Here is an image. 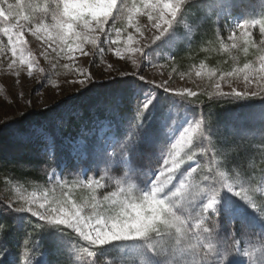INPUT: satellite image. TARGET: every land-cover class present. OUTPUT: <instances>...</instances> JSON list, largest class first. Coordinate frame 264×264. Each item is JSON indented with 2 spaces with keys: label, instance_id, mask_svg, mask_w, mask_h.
<instances>
[{
  "label": "snow or ice",
  "instance_id": "1",
  "mask_svg": "<svg viewBox=\"0 0 264 264\" xmlns=\"http://www.w3.org/2000/svg\"><path fill=\"white\" fill-rule=\"evenodd\" d=\"M205 2L45 0L40 5L33 0H0V18L6 22V26L0 27V33L7 37V44L0 46V52H11L8 68L13 69L17 76L23 69L31 77L32 67L37 62L30 51L25 55V32L38 39L44 37L42 42L52 53L59 49V54L65 56L72 53L89 56L93 53L86 50V45L103 53L102 37L108 36L106 26L110 21L120 19L139 31L135 17L142 14L151 23L152 47L145 50L144 45L133 46L128 51L142 53L140 59L143 62L145 57H154L156 53L171 54L181 36L177 28L188 17L199 15ZM254 2L259 4V9L249 12L245 0H212L217 18L222 16L227 21L239 12L230 25L232 32L228 39L233 41L231 48L242 47L245 53L254 44L252 29L256 25L264 37V0ZM242 8L244 11H240ZM236 30H239V38H243V45L236 43ZM127 41L133 43L131 34ZM114 43L116 41L109 37L108 44ZM257 52V61L246 62L243 67L224 72L219 78L224 81L226 77L242 76L245 90L231 88L225 92L220 82H215L216 91L209 93V98L247 100L260 97L264 100V87L260 91L247 90L252 84L264 85V39L259 41ZM116 56H121L119 49ZM147 62L151 63V60ZM132 63L137 64V61ZM78 75L82 78L75 82L81 85L93 79L91 73L85 74L83 70H79ZM214 75V72L209 73L210 78ZM113 84L110 102L118 108L126 101L132 115L127 121L124 137L118 138L116 144L102 145L99 152H93L99 178L87 176L91 169H85L84 176L89 188H105L107 185L100 183L105 176L99 175L103 165L104 170L115 174L117 190L103 196L107 208L102 207L95 196L92 197L93 202L77 205L70 198V192L63 190L67 181L58 179L53 171L49 183H55L61 189L59 194L56 189L46 190L40 195L32 192L21 195L19 201L4 205L8 213L21 219L28 215L36 221L34 230L39 229L40 239L31 240V249L39 255L29 258L27 264H52L45 250V237L56 255L64 257L70 264H97L118 246L138 257L140 264H247L246 257H255L253 264H264V204L258 206L250 195L252 189L231 175L229 165L234 161H229L225 155L223 165L218 162L215 170L209 168L208 174L203 176L204 187L191 186L181 179L185 175L181 167L185 163L181 157L185 147L199 146L203 154L211 156L217 154L214 140L216 146L228 147L227 132L222 138L215 124L194 108L190 98L198 93L190 89H171L166 82L156 84L136 71L128 79L122 74L121 79L113 81ZM260 107L264 112V103ZM173 124L182 131L179 139L171 144V151L165 152L164 145L171 140L168 129ZM33 136L43 142L42 153L53 159L59 168L62 161L56 157L55 139L48 135L47 126L37 125ZM117 145L120 146L118 154L115 152ZM209 149H212L211 153ZM158 152L162 165L150 169L149 164L157 158ZM192 158L188 156L189 160ZM221 166L226 171H219ZM196 171L192 168L191 173ZM175 180H179L178 185ZM86 208L90 209V214H85ZM205 223L211 226H205ZM215 223L221 225V231H217ZM5 231L6 226L0 223V264H20L21 253L9 259L7 245L2 242ZM241 234L258 237L259 247L243 250L241 256L242 250L230 242L237 241ZM23 243L28 245L29 241L26 239ZM23 255L27 256V253Z\"/></svg>",
  "mask_w": 264,
  "mask_h": 264
},
{
  "label": "rangeland",
  "instance_id": "2",
  "mask_svg": "<svg viewBox=\"0 0 264 264\" xmlns=\"http://www.w3.org/2000/svg\"><path fill=\"white\" fill-rule=\"evenodd\" d=\"M33 2L42 5L45 0H33ZM128 2L130 3L131 0H128ZM245 5L247 8L252 5L256 7L255 10L259 9V4L254 0H245ZM137 6L139 7V2ZM240 11H244V9L242 8ZM238 15L239 12L229 17L227 21L222 16L217 18L212 0H206L205 6L201 9L199 15L194 14L188 17L177 28L181 36L178 38V43L171 54L168 52L156 53L154 57H145L143 62L140 59L142 53L128 51V48L133 46L140 47L144 45L145 50L152 47L150 44L153 34L151 23L148 21L147 16L142 14L135 17V22L139 25V31L136 28L128 27L126 22H122L120 19L114 22L110 21L109 25L106 26L108 36L102 37L104 40L103 53H98L91 45H86V50L93 53L89 56H80L78 53L65 56L59 54V49L57 53H52L47 45L42 42L44 37L38 39L32 36L30 32H25V39L27 40L25 55L30 51L32 58L37 62L32 67L33 75L31 77L23 69L20 70V74L17 76L13 69L8 68V64L12 59L11 52L8 50L0 52V125L7 124L12 120H22L24 117L29 116L22 129L10 127L6 133L9 136L10 147L14 149L13 153L16 156L24 157L31 152L39 160H51L55 163L53 159L42 153L43 142L33 136V131L37 125L47 126L48 135L55 139L56 157L62 161L61 166L59 168L56 166L57 169L55 168L53 171L56 172L58 179L67 181L63 190L70 192V198L77 205L91 203L93 202L92 197L95 196L97 200L101 201V206L107 208V202L103 201V196L110 191L117 190L115 187V174L110 170H104L103 165H101L99 175L105 176V179H101L100 183L107 186L105 188H89L85 183L84 171L85 169H91L87 172V176L89 178H99L96 172V164L89 159V152L92 155L94 151L99 152L102 145L116 144L117 139L120 138V130L123 132V137L125 136L127 121L132 113L126 101L122 102L118 108L110 102L109 93L114 87L113 81H119L122 74L125 79H128L130 74L136 71L156 84L166 82L167 87L171 89L178 91L190 89L197 92L196 97L190 98L196 110H199L195 107L196 102L203 99L219 103V116L216 114L215 106H210L205 113L199 111L215 124L222 138L227 132L228 147L222 149L216 146L214 140L213 146L217 153L215 156L203 154L199 146L189 145L185 147L181 152V157L185 161L181 167L184 169L185 175L181 179L191 186L204 187L203 176L208 174L209 168L215 170L218 162L223 165L225 155L229 160L234 157V163L229 165L232 169L231 175L238 177L245 187L252 189L250 195L253 196L258 206L264 204V173L262 172L261 176H258L256 171H249L248 174H245L239 173L235 169L240 168L238 158L243 153L246 160L248 159V163L246 162L247 167L264 168L263 159L254 161V165L251 163L258 151L259 154L264 155V112L261 111L260 107L264 100L260 97L247 100H232L224 97L216 99L215 96L210 99L208 94L216 91L214 88L215 82H220L221 89L225 92L231 91V88L245 90L242 76L226 77L224 81H220L221 74L219 75L216 71L207 67H201V65L195 66L185 74H178L172 68L173 54L177 47L180 44L189 47L199 29L204 24H209L212 21L219 23L225 47L234 50V48H231L233 41L229 40L228 36L232 32L230 25L235 22ZM34 22L35 19H33ZM120 22H122L124 30L122 26L120 27ZM236 31L238 37L236 43L243 44V38H239V30ZM252 32L253 46L256 52L259 41L264 37L260 34L259 25H256ZM129 34L133 36V43L131 44L127 41ZM109 37L116 43L109 45ZM137 41L139 43H136ZM6 44L7 37H4L0 41V46ZM117 49L121 52L119 57L116 56ZM133 60H136L137 64H133ZM148 60H151V63H148ZM65 64L68 65L67 68L64 67ZM109 65H112V67L109 68ZM137 65L141 66L138 67ZM79 70H83L85 74L91 73L92 81L86 85L75 82L82 78L78 75ZM198 72L200 75H197ZM210 72L215 73L211 78L209 77ZM262 87L264 85L258 87L256 84H252L248 86L247 90L260 91ZM58 121H60L59 124H57ZM138 121L139 117L137 118ZM180 131L182 129H178L174 124L169 126L168 133L171 140L166 143L165 152L171 151V144L179 139ZM250 143L254 145V149L248 153L246 146ZM211 150L209 149L210 153ZM158 156L159 152L157 158L149 164L150 169L162 165V160H159ZM188 156L193 158L189 160ZM192 168H196L197 171L191 173ZM53 171L48 175L49 186L47 188L36 185L34 192L37 195L50 189H56L57 194L61 191L55 183H49ZM219 171H226V168L221 166ZM189 173L191 175H188ZM78 176L80 177L79 182L75 180ZM174 182L177 185L179 184V180ZM21 195L25 194L21 193L16 183L13 184L0 177V208H4V205L9 202L19 201ZM76 198L78 202H76ZM85 214H90V209L86 208ZM27 217L30 216L27 215ZM25 219H21V222ZM30 220L36 223L34 218ZM205 226L211 225L205 223ZM215 227L217 231H220L221 225L219 223H215ZM236 228L239 231V225ZM37 230L39 229L37 228ZM245 236L246 234H241L237 241H230L236 248L242 250L241 256H243V250L251 251L254 246L259 247L260 245L258 237L248 243L244 238ZM44 241H47L46 237ZM47 244L50 246L46 247L50 261L54 258L59 259L58 263L70 264L64 257L56 255L48 241ZM114 250L128 264H140V259L133 256L123 246L111 249V251ZM38 255V252L34 253L35 257ZM254 259L255 257L245 258L247 264H253Z\"/></svg>",
  "mask_w": 264,
  "mask_h": 264
},
{
  "label": "trees",
  "instance_id": "3",
  "mask_svg": "<svg viewBox=\"0 0 264 264\" xmlns=\"http://www.w3.org/2000/svg\"><path fill=\"white\" fill-rule=\"evenodd\" d=\"M10 2H14V0H10ZM248 8L247 11L250 12L256 7L250 5ZM121 23L122 22L119 23L120 27L122 26ZM4 26H6V22L0 18V27ZM122 29L124 30V26H122ZM2 38H4V36L0 33V41ZM258 55L253 45L249 46L247 53L243 51L242 47L234 50L227 49L219 23L217 21H212L209 24H204L199 29L198 33L193 37V42L189 47L184 44H180L177 47L173 54L172 68L178 74H185L195 68V66L203 65L204 67L216 71L217 74L220 75L224 72L231 71L235 67H242L246 62L257 61ZM210 106H215V110H217L216 114L219 116L218 112L220 108H218V102L203 99L196 102L195 107L205 113ZM28 118L29 116H26L22 120H12L7 124L0 125V177L13 184L16 183L21 193L25 195L34 192L36 185L47 188L49 186L48 175L56 168V164L51 160H39L31 152L24 157L16 156L15 153H13L14 149L13 147L11 149L9 136L6 133L9 131L10 127L22 129ZM145 122L147 123V121ZM152 124H155V120L152 121ZM122 133L123 132L120 130V138L123 137ZM165 146L166 143L164 148ZM253 149L254 145L252 143L246 146V151L248 153ZM119 151L120 146L117 145L116 152ZM259 153L258 151L253 162H251L252 165H254V161L258 159L264 160V155ZM88 155L90 161L93 163V155H91L90 152ZM233 158L230 160L228 158V160L234 161ZM238 159L240 161V168H235L237 172L248 174L249 171H256L258 176H261L262 172L264 173V168L247 167L246 162L248 159L246 160L244 153ZM75 180L79 182L80 177H76ZM76 202H78V200ZM23 218L26 219L21 222L20 217L8 213L5 208H0V223L6 226V231L2 235V242L7 245L9 259L15 257L17 253H21L20 264H27L29 258H35L31 249V240L33 238L40 239V234L38 232L39 230H34L35 222L30 220L32 218L27 217V215ZM29 225L32 226L30 227ZM244 238L249 243L257 237L246 235ZM26 239L29 241L28 245H24L23 243ZM44 245L45 250L46 247H50L47 241H44ZM25 252L27 256L23 255ZM58 260L59 259L53 258L51 260L52 264H61L58 263ZM97 264H128V262L114 250L111 251L109 255H105Z\"/></svg>",
  "mask_w": 264,
  "mask_h": 264
}]
</instances>
